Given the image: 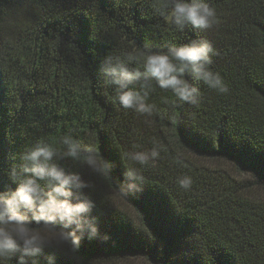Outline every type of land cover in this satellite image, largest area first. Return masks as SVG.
<instances>
[{"label":"trees","instance_id":"obj_1","mask_svg":"<svg viewBox=\"0 0 264 264\" xmlns=\"http://www.w3.org/2000/svg\"><path fill=\"white\" fill-rule=\"evenodd\" d=\"M165 2L0 0V188L12 187L13 157L37 140L59 147L71 131L113 166L100 180L60 161L93 185V214L109 237L82 242L83 264H264V0H205L217 24L183 32L161 15L170 10ZM199 38L213 44L211 70L229 89L220 94L189 79L200 88L199 106L173 112L175 98L154 86L148 102L157 111L143 117L121 110L97 74L105 55L132 53L140 66L136 49L146 44L155 51ZM154 142L166 150L144 168L143 191L122 198V153ZM183 175L193 180L187 192L175 183ZM56 264L72 262L57 252Z\"/></svg>","mask_w":264,"mask_h":264},{"label":"clouds","instance_id":"obj_2","mask_svg":"<svg viewBox=\"0 0 264 264\" xmlns=\"http://www.w3.org/2000/svg\"><path fill=\"white\" fill-rule=\"evenodd\" d=\"M164 7L170 10L161 15L176 32L189 26L205 31L217 24L216 10L205 0H166ZM136 53L142 58L140 66H132L135 56L126 53L105 55L97 67L98 76L114 91L113 100L121 110L151 117L157 111V106L148 102L154 86L175 98L170 104L173 112L184 104L199 106L200 88L189 79L220 94L229 91L220 74L211 70L212 57L217 53L207 39L172 43L155 51L146 44ZM169 123L178 127V114ZM57 143L59 147L37 140L12 158L6 173L12 187L0 188V264H41V260L56 264L57 252L72 264H83L78 255L83 241L109 239L101 234L98 217L93 214L97 204L88 191L93 185L60 161L86 166L100 180L110 178L112 164L94 144L82 143L71 131L64 132ZM140 148L133 145V150H125L121 156L125 171L116 192L124 199L143 191L144 168H155L166 150L156 142L150 149L135 150ZM173 162L185 166L178 157ZM175 183L187 192L193 180L183 175Z\"/></svg>","mask_w":264,"mask_h":264},{"label":"rangeland","instance_id":"obj_3","mask_svg":"<svg viewBox=\"0 0 264 264\" xmlns=\"http://www.w3.org/2000/svg\"><path fill=\"white\" fill-rule=\"evenodd\" d=\"M119 264H149L142 258H135L134 260H127L120 262Z\"/></svg>","mask_w":264,"mask_h":264}]
</instances>
